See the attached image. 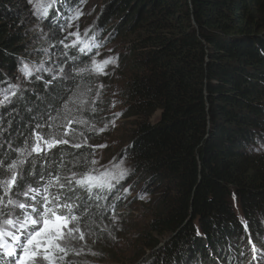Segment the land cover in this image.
Here are the masks:
<instances>
[{"label": "trees", "instance_id": "16d2710c", "mask_svg": "<svg viewBox=\"0 0 264 264\" xmlns=\"http://www.w3.org/2000/svg\"><path fill=\"white\" fill-rule=\"evenodd\" d=\"M49 1L45 16L35 0H0V195L8 166L24 160L13 197L47 188L71 205L61 215L98 232L129 200L152 202L161 184L168 194L157 206L143 201L153 215L139 264H264V0H103L99 10L95 0H55L59 11ZM90 1L86 33L59 43L62 15ZM34 12L47 21L42 36L23 18L37 22ZM104 58L119 64L108 70ZM109 94L119 100L115 112ZM114 117L127 122L122 148L100 172L113 187L89 193L76 184L97 175L84 144H100L92 126ZM38 140L54 146L45 151ZM134 184L141 192L129 197Z\"/></svg>", "mask_w": 264, "mask_h": 264}, {"label": "rangeland", "instance_id": "374dc122", "mask_svg": "<svg viewBox=\"0 0 264 264\" xmlns=\"http://www.w3.org/2000/svg\"><path fill=\"white\" fill-rule=\"evenodd\" d=\"M48 1L49 0H35L36 7L34 8L37 11H40V13H43L46 7L47 9L49 8L50 1L48 4L44 6H42L41 4L46 3ZM102 1L103 0L94 1L95 6L99 4L97 10L102 8L101 7L103 3ZM52 2L55 5V8L59 11L60 3L58 2V4L56 5L55 0H52ZM93 7L94 5L92 1H90L89 3L87 2L85 3V5L80 7L79 10L74 11L69 17L62 15L61 22H63L66 28V29L63 28L62 27L63 25L60 27V32L63 34V43L67 44L68 42H77L79 39H81V37L86 33L87 24H85V22H87V20H89L90 18V15H92ZM77 13H80V14L77 15ZM34 15L38 17V18L36 17L38 19L37 22H33L30 16H27V15L23 16V18L27 20L26 22H28L30 25L29 31L34 32L35 35L37 34L38 36L40 35L42 36L43 34L48 33L47 31L48 26H46L47 21L44 18H41L39 14L36 12H34ZM106 48L110 49L112 53L116 54L120 51L122 47H119L117 43L116 45L114 43H111ZM104 60H107V59L104 58L102 62ZM114 61L115 63L107 64L108 65L107 68H109L108 70L115 69L118 66L119 60L116 61L114 59ZM107 97L110 99L111 106L114 109L113 112H115V110L117 111L118 110L117 108L120 106V103L117 97L114 94H109ZM98 115L99 114L96 115L97 118H98ZM160 116H161V110H157L151 116L150 118L151 122L158 121L160 119ZM120 123L118 122L117 117H114L110 121L105 120L104 124L100 126L101 127L100 130H98L97 125L92 126L91 130L96 131L100 134L99 141H102V142L98 145L95 143H86L84 144V147L88 146V148L91 149L89 152L92 154L93 157L91 158V165L88 167L95 166L93 173L97 174L96 177L101 176V173H100L102 172L101 167L111 169L113 168L112 166L115 164L111 159L114 153L118 152V150L122 148L121 137H122V133H124V128L127 127L126 119H123V122H122L126 124L125 125L126 127H123L122 125L118 126V124ZM118 127H121V129L119 131H114ZM71 129L74 131V134L76 133V135H80L76 130L77 128L71 127ZM101 129H103V131H101ZM91 135L92 133L90 134V136ZM79 142L80 141H77L74 144H79ZM38 145L40 149L45 148L44 149L45 151H48L49 149V143H47L48 146H45V141L44 142L39 141ZM101 145H106V147H100ZM76 160H78L77 163L81 161L80 158H77ZM92 161H96V163H92ZM80 165L81 164L75 165L69 170H73L74 168H80ZM111 172L112 170H108V175ZM102 179L104 181H107L108 180L107 175L102 177ZM13 186L14 185L11 186V189L13 188ZM141 187H142V184H138V185L134 184L128 190V196L136 197L141 192ZM126 189H128V186L126 187ZM152 191H153V195L151 197L152 202L147 199L146 201L144 200L141 201L140 199L139 200L137 199L133 202L129 200L128 204L125 206V212H122L119 215L115 214L111 222L109 224H105L106 229L103 230V228H105L104 226L103 228H100L98 232H97L98 226H96L95 224L84 225L80 223L79 220L71 221L70 215L69 216L63 215V217H68L70 220V223L67 226L68 227H73V226L78 227L80 231L83 232L84 239L79 240V239L65 238L62 240H58L57 243H59L61 247L66 248L67 255H64V253H60L58 251L50 252V255L54 257L53 264H139L142 260H139L138 262L137 257H138V254H140L141 251L143 250V247H144L143 236L145 232L149 230V222L151 221V217L153 215V212L149 211V209L147 208V205L143 203V201L144 202L148 201V203L150 202L151 204L157 206L158 201H160L163 198V194H168L167 190H165L163 185L161 184H155ZM21 194L22 193L18 194L16 197H13L12 193L10 192L8 196H6V200L10 196L13 200L18 201L19 203H23L26 206H28V205H32L33 202H37L40 200V197L36 201L31 200V198H29L31 194H34L35 196L43 195L41 193V190H36V192L34 193H29L28 196H24ZM36 205L41 207L39 204H36ZM10 210L11 211H8L7 213L5 212L6 214L0 219V223H2V220L8 219V218L13 219L14 221L17 219L22 221L24 219V216L26 215L25 210L20 209V208L11 209V206H10ZM29 212H31L30 209H29ZM38 212H43V211L38 210L37 212H31L30 215H32L33 218H38V215H37ZM48 216L49 218H51L52 213L50 212ZM35 227H38V226L29 225L28 229H25L23 232V229L12 228L11 226H7L6 230L12 231L14 235H20L21 236L20 243H23L24 242L23 233L27 231H31ZM73 235H76V233H74ZM91 236L98 237L99 241L94 243L92 239L90 238ZM4 237H5V241L7 244L12 245L13 247H16V244L15 242H13L11 237H7V236H4ZM165 242H163L161 246H163ZM116 251L121 253V258H122L121 262L120 261L117 262L116 260H113L110 257H108L110 254L113 255L112 252L115 253ZM107 252L109 255H106ZM77 253L79 254L77 255ZM19 254H20V250L17 248V255ZM60 256H64V259L60 260L59 259ZM65 259H67L68 261H66ZM10 260H12V257H10ZM37 264H48V261H45L43 259H38Z\"/></svg>", "mask_w": 264, "mask_h": 264}, {"label": "snow or ice", "instance_id": "6c2138e0", "mask_svg": "<svg viewBox=\"0 0 264 264\" xmlns=\"http://www.w3.org/2000/svg\"><path fill=\"white\" fill-rule=\"evenodd\" d=\"M48 13V9H44V15L46 16ZM80 13H77L79 15ZM63 43V41H61ZM75 46V44H73ZM67 47V45H66ZM81 51H84V49H81ZM109 63H115L114 60H104L102 62L103 65H107ZM27 75H32V71L29 69L28 65L25 64L22 69ZM47 70V69H46ZM80 71H85V69H81ZM102 72V69H101ZM106 74V73H105ZM5 99L7 100L8 97L6 96ZM103 131V129H101ZM45 143H48L45 141ZM56 143H67V141H56ZM53 144H50L49 147H53ZM74 147H81V145L77 144L74 145ZM100 147H106V145H101ZM38 150V149H34ZM31 153H29L30 155ZM92 163H96V161H92ZM24 160H19L17 162H13L8 166V170L12 173L10 180H5L2 182L3 188L2 192L3 195H0V217L4 215L5 211L15 208H20L25 210L26 215L24 216V219L21 221L19 219L13 220L11 218L2 220V223H0V238L7 236L11 237L13 242H15L16 247H13L12 245H9L6 243V241H0V248H3L4 253L12 257V260L10 261V264H37L38 259H43L45 261H48V264H53L54 257L50 255V252H60L64 253V255H67V251L65 247H61L59 243H57L58 240H62L65 238H71V239H84L83 232L80 231L78 227H68L67 225L70 223V220L68 217H63L57 215L55 212L52 211V209L48 208V196H44V205H43V212H38V218H33L32 215L28 214L29 209L31 212H37V208L28 205L26 206L23 203H19L18 201L13 200L10 196L7 200L4 199L5 196H8V194L11 192V186L15 184L17 179V167L18 165H23ZM75 176V174H73ZM107 175V173H101L100 177H93L91 175L85 176L79 180L76 181V184L80 187L84 188L87 192H92L93 188H99L103 190L104 188H108L109 190L113 187V185L110 182H105L102 177ZM124 172H121L118 176L113 175L111 177L112 180H118L123 179ZM56 181H59V177L55 178ZM51 184V181L49 182ZM60 188H64V185H59ZM73 189L71 186H69V191H72ZM36 192L35 189L29 188L26 192L22 193L21 195L28 196L29 193ZM47 192V188H45V193ZM20 194V193H18ZM31 200L35 201L36 196L32 195ZM54 199L58 200L59 197H55ZM143 199V197H141ZM59 206V205H58ZM62 207L71 209V205L64 204ZM52 213L51 218H49L48 214ZM78 218L76 216L71 217V221H77ZM29 225L38 226L35 227L31 231H27L23 233V239L24 242L20 243L21 236L20 235H14L12 231H7L6 226H11L12 228H18V229H28ZM76 233V235H73ZM17 248L20 250V254L17 255ZM255 245H253V251H255ZM79 253H77L78 255ZM60 260L64 259V256L59 257Z\"/></svg>", "mask_w": 264, "mask_h": 264}, {"label": "bare ground", "instance_id": "6f19581e", "mask_svg": "<svg viewBox=\"0 0 264 264\" xmlns=\"http://www.w3.org/2000/svg\"><path fill=\"white\" fill-rule=\"evenodd\" d=\"M42 198H41V211H43V205H44V196L45 195H47L48 196V200H49V202H48V208H50V209H52L56 214H58V215H60V216H63V215H61V213H60V211L61 210H59L58 208H60L61 206H62V204L61 203H59V201H55L54 202V199H52V196L50 195V194H52L51 192H46L45 193V190H42ZM59 205V206H58ZM33 206V205H32ZM59 212V213H58ZM0 241H5V237H2V238H0ZM0 256L1 257H4V258H1L0 259V264H1V260L2 259H5V262L6 263H8V264H10V257L9 256H7L5 253H4V251H3V248H0Z\"/></svg>", "mask_w": 264, "mask_h": 264}]
</instances>
